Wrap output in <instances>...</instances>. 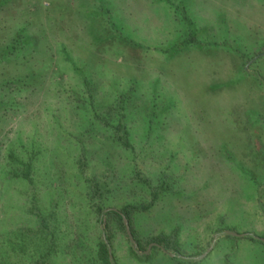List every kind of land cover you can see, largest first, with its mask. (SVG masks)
Here are the masks:
<instances>
[{"label": "rangeland", "instance_id": "1", "mask_svg": "<svg viewBox=\"0 0 264 264\" xmlns=\"http://www.w3.org/2000/svg\"><path fill=\"white\" fill-rule=\"evenodd\" d=\"M105 2L113 18L84 0H28L27 12L0 14L1 30L32 23L41 40L30 65L43 69L0 114V264H100L107 234L95 206L151 199L135 169L174 187L135 222L143 251L111 222L120 264H178L155 246L145 254L149 237L175 230L195 264H264V242L247 239H264V0ZM14 74L0 69V82ZM123 94L132 151L88 113L91 95L102 118ZM11 151L32 159L31 185L5 177ZM92 180L106 192L95 205ZM36 213L49 217L44 229Z\"/></svg>", "mask_w": 264, "mask_h": 264}, {"label": "trees", "instance_id": "2", "mask_svg": "<svg viewBox=\"0 0 264 264\" xmlns=\"http://www.w3.org/2000/svg\"><path fill=\"white\" fill-rule=\"evenodd\" d=\"M84 1L87 2L85 8H88V6L95 7L94 14L96 18H113L111 12L112 10L108 7L110 3L105 2V0H94V5H91V2H89V0ZM27 2L28 0H0V14L9 13L8 15H16L18 14V10H20L19 12L21 13H25L27 12ZM87 10L90 11V9ZM7 28L8 27L3 28L2 30L0 29V32H3V30L6 32L3 36H0V69H2L3 73H5L9 69H12L15 74L13 76H8L10 78H6L3 80V82H0V93H2L0 98V114L2 118L4 117L3 113L5 111L7 112L9 108L13 107L11 106L12 102L10 98L13 97L11 95H15L16 93L20 94L23 91L32 89L38 84L43 75V69H35L30 65V60H32L31 57L38 53L41 40V37L37 33H34L32 31V23L22 22L19 25L13 27L15 29L13 31H7ZM110 28V31L112 33L117 32L120 33V35L122 30L124 31V29H122V24L119 25V23L116 22L111 23ZM125 40H127V38H125ZM132 45L135 46V44L133 43ZM180 47H177V50H179ZM22 69L27 70L24 71ZM82 79L84 84L88 88V78H86V76H83ZM90 84L91 86H93L92 82H90ZM128 97L129 96L123 94L119 98V100L117 99L116 101H114V103L111 104V107L109 108L107 114H105V116H103L102 118L101 116L97 115V107L95 105L93 95H91L87 101H89L90 106V109H88V113L94 114L95 116H97V118L99 117V119H101L99 123L103 124L107 130L108 127L106 125L109 126L110 124V127L111 125H113L112 128L114 129V131H111L113 137L116 136L119 143L122 144V146L126 150L132 151L136 148L133 147L130 140L131 130L129 122L127 121V113L129 111V106L127 105L129 99ZM13 102H15V97L13 98ZM107 116L112 117L113 120L109 122L107 120ZM32 165V159H30L29 161L25 159L23 160L19 158L14 151H11L10 154L8 153V158L3 164L5 177H7L9 180L26 181L29 185H31L33 183ZM135 175L137 179V185L143 188H147L145 190L151 197L149 202L143 201L137 204H125L118 212L110 210L106 213H103L104 203L97 204L95 206L97 213L101 216V222L103 223L105 220V231L107 234V242L100 238V241L97 245V256L100 264H120L113 249V233L111 230V222L118 223L123 228L125 235L128 237L125 231V225L121 215L122 213L130 223L131 231L136 240V243L138 244V250L143 251L145 249L143 239L141 238L138 229L135 226V222L140 216L146 215L147 212H149L154 207L155 203L159 201L160 197L170 195L173 191L172 189L174 187V180H168L167 175H160L155 182L146 177L142 178V173L136 169ZM91 183L92 188L89 192V195L91 202L93 203V205H95L96 199H98L99 201L105 199L106 192L101 188L100 182L94 183L92 180ZM53 214H49V216L53 217ZM35 215L40 221L41 229H44L46 227V222L49 221L47 220V218L49 217L43 218L40 213H36ZM102 218H104V220ZM247 239L257 241L255 237H247ZM149 242L157 243L167 252L176 254L174 260L177 261L178 264H195L192 261L185 260L181 256L183 255V245L179 237V232H176V230L170 233L162 231L156 236L149 237ZM153 249L161 250L157 247H154ZM111 250L114 257L113 260H111L110 258ZM131 254L139 260H149L151 258V256L139 255L135 250H133V248H131Z\"/></svg>", "mask_w": 264, "mask_h": 264}, {"label": "water", "instance_id": "3", "mask_svg": "<svg viewBox=\"0 0 264 264\" xmlns=\"http://www.w3.org/2000/svg\"><path fill=\"white\" fill-rule=\"evenodd\" d=\"M110 210L117 211L116 209H109L107 211H110ZM121 215H122V218H123V222H124V225H125V230H126V233L128 235V238H129L131 244H133V246L136 248L137 247V243H136V240H135V238L133 236V233L131 231L130 223H129L128 219L122 213H121ZM227 233L232 235V236H234V237H238V238L246 236V234L241 235V234H237V233H234V232H227ZM255 238L264 242V239H262V238H257V237H255ZM153 246L160 248L163 252L167 253L171 257L175 256V254L168 253L165 249H163L159 244H156V243H152L149 246L148 250L145 252L146 255L149 253V251L152 249ZM207 254H208V252H206L203 256H201V258H204L205 256H207ZM110 258L112 260L111 253H110Z\"/></svg>", "mask_w": 264, "mask_h": 264}]
</instances>
